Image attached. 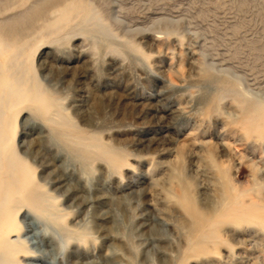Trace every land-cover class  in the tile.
<instances>
[{"label": "rangeland", "instance_id": "374dc122", "mask_svg": "<svg viewBox=\"0 0 264 264\" xmlns=\"http://www.w3.org/2000/svg\"><path fill=\"white\" fill-rule=\"evenodd\" d=\"M14 160L62 264H264V0H0Z\"/></svg>", "mask_w": 264, "mask_h": 264}, {"label": "bare ground", "instance_id": "6f19581e", "mask_svg": "<svg viewBox=\"0 0 264 264\" xmlns=\"http://www.w3.org/2000/svg\"><path fill=\"white\" fill-rule=\"evenodd\" d=\"M221 144L223 146H229L227 142H222ZM11 165L12 174L0 179V264H24V262L29 259H26L23 262V259L20 258L26 255L29 257L31 252L29 246L34 250L39 251L40 254L36 255V257L34 256L35 258H32L27 264H62L58 257V255L62 254V248L57 249V251L54 249L51 251L40 249L42 243L47 246L50 241L45 237L47 235L46 231L43 232L42 229L41 231L38 228L37 224L39 223L35 220V217H30L31 215L29 213L24 216L23 220L19 222L15 220V210L10 207V204L13 202V198L16 194L24 195L26 202L31 198L29 200L31 203L29 204L33 207L40 206L41 201L45 200H41V195L38 196L35 194L33 190L34 184L26 177L15 176L16 173L23 172L25 169H23L16 160H14V163ZM248 165L249 167H252V163H249ZM177 198L178 201L184 205L183 208H185L187 213L193 218L192 220H194V223L192 229L196 232L195 227L197 225H202L207 218L194 209L193 202L188 195L183 193V195H178ZM58 228V238L60 236L61 240H59V243L61 245L62 243L63 245L65 244L66 235H68L66 237L69 238L77 236L81 237V234L84 237L86 236L85 232L83 233L75 230V232H71L69 228H66L63 225ZM13 235L16 236L14 239L11 238ZM22 235L25 237L22 238ZM48 237L51 241L55 240L51 236ZM48 255L51 258L49 262H47ZM106 262L108 264H115L116 257L114 256L113 258L112 256Z\"/></svg>", "mask_w": 264, "mask_h": 264}]
</instances>
